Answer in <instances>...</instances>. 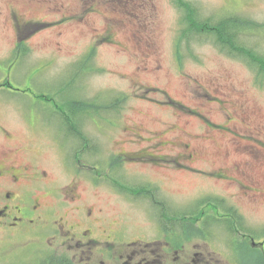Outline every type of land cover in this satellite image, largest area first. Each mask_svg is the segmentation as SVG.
Returning a JSON list of instances; mask_svg holds the SVG:
<instances>
[{
    "label": "rangeland",
    "instance_id": "1",
    "mask_svg": "<svg viewBox=\"0 0 264 264\" xmlns=\"http://www.w3.org/2000/svg\"><path fill=\"white\" fill-rule=\"evenodd\" d=\"M186 1L201 18L252 21L255 29L244 30L239 40L264 56V0ZM181 16L173 0H0V85L7 79L14 85L0 87V124L12 135L3 144L28 148L19 158L63 180L70 179L66 161L82 173H99L100 178L110 173V178L130 183L139 176L154 179L162 171L117 157L155 150L165 137L169 145L153 153L174 157L168 164L172 169L164 172L165 188L180 215L194 213L193 199L201 194H234L239 185L212 173L228 166L230 176L231 163L249 161V174L262 197L229 200L256 232L264 227V77L257 79L246 61L228 56L207 36L185 39L176 51ZM18 41H26L28 50L15 58ZM118 96H125L120 108L100 113L68 104H111ZM73 113L79 116L78 132L66 120ZM51 131L65 138L64 146ZM69 131L80 140L87 138L92 148L82 150L77 139L64 137ZM180 141L204 148L201 157L187 162L194 169L179 165L184 162L178 159ZM16 153L11 157L17 158ZM90 196L110 211V223L117 222L122 208L128 210L133 234L152 225L145 214L147 203L139 197L133 196L130 204L105 189L91 190ZM3 239L0 235V250H5L0 264H31L37 249H10L9 244L1 246Z\"/></svg>",
    "mask_w": 264,
    "mask_h": 264
},
{
    "label": "flooded vegetation",
    "instance_id": "2",
    "mask_svg": "<svg viewBox=\"0 0 264 264\" xmlns=\"http://www.w3.org/2000/svg\"><path fill=\"white\" fill-rule=\"evenodd\" d=\"M4 82L7 84L0 87L13 89L9 79ZM78 120L76 117L74 132L78 131ZM68 134L64 137L77 139L79 145L90 144L70 131ZM51 135L58 142L60 137L64 146L65 138L60 133L58 137L56 131H51ZM11 138L9 129L0 124V235L4 238L1 246L9 244L10 249L20 251L37 249L31 264H61L63 259L69 264H264V227L251 231L238 207L229 200L239 196L252 202L262 197L249 174V161L231 163L234 172L230 176L226 174L230 172L228 166H218L212 173L227 184L239 185L234 194L231 191L201 194L193 199L199 215L187 212L180 215L174 213L165 188L164 172L172 169L168 164L174 157L153 153L169 145L165 137L159 138L155 150L143 148L137 155L117 157L123 162L138 160L145 167L155 165V170L162 171L154 179L139 176L130 183L110 178V173L102 178L99 173H82L66 161L70 179L63 180L57 173L50 175L42 166L19 158L28 148L3 144ZM178 146V159L184 161L178 162L179 165L194 169L187 162L201 157L204 148L185 141L178 142ZM13 151L17 152V158L11 157ZM99 189L108 190L116 200L130 204L134 202L133 196L143 199L151 227L138 234L131 233L127 226L129 211L124 208L116 214L117 222L110 223V211L90 196L91 190ZM149 207L154 216L148 215ZM227 238L229 242L222 247L220 243Z\"/></svg>",
    "mask_w": 264,
    "mask_h": 264
},
{
    "label": "trees",
    "instance_id": "3",
    "mask_svg": "<svg viewBox=\"0 0 264 264\" xmlns=\"http://www.w3.org/2000/svg\"><path fill=\"white\" fill-rule=\"evenodd\" d=\"M173 1L182 14L180 19L181 28L176 41V51L181 46L182 42L185 41V39L186 41H188L192 37L194 38L195 35L207 36L212 39L216 47H218L222 52H225L228 56L239 57L242 60L246 61L249 67L257 73V79L260 76L264 77V56L257 54L256 52L253 51V49L245 46L239 40L244 30H248L251 28L255 29L256 25H254L252 21H247L239 16H227L221 19H215L211 21L210 18L209 19L201 18V16L196 12L191 2L186 0H173ZM25 50H28L26 46V41H21V42L18 41L16 43L15 50L13 51V56L19 57L24 54ZM92 51L93 49L87 55L86 61H90ZM81 61H78V64ZM124 99L125 96L115 97L113 98L111 104H105V102H100L98 100H93L92 102L84 101V102H80L79 104H77L78 101L73 100L68 104L70 106L69 108L79 107L86 112L90 110V108H93L94 112L100 113L101 111L106 112L104 110H106L108 107L114 109L115 106L118 105V108H120ZM70 117L66 116V120L68 121L69 119H71L74 123L73 127H75V118L79 116L73 113L72 117L71 118ZM74 129L75 128L71 130L74 131ZM77 130L79 131L80 128L78 127ZM90 148H92L91 143L88 146H82L81 149L88 151L90 150ZM78 152L80 153V150H78ZM75 154L78 156L77 151ZM203 202H201V204ZM193 212L194 213H190V214L197 216L199 215L198 212L195 211ZM61 264H69V263L67 260L63 259L61 261Z\"/></svg>",
    "mask_w": 264,
    "mask_h": 264
}]
</instances>
